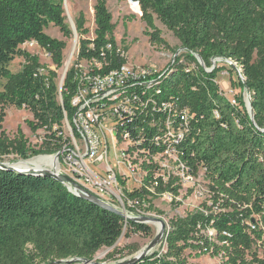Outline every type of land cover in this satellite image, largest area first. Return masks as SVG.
<instances>
[{
    "label": "trees",
    "instance_id": "trees-1",
    "mask_svg": "<svg viewBox=\"0 0 264 264\" xmlns=\"http://www.w3.org/2000/svg\"><path fill=\"white\" fill-rule=\"evenodd\" d=\"M131 1L141 8L150 42L165 43L154 26V13L186 50L187 63L176 58L152 77L153 82L137 80L122 91V96L136 99L127 103L130 115L120 109L117 126L129 131L132 148L148 158L142 163L143 183H157L154 193L140 187L125 189V196L146 199L165 191L178 195L179 185L154 178L159 167L151 159L171 147L189 174L197 176L203 169L219 210L205 206L204 211L170 219L165 252L154 251L129 264H199L188 262L186 249L195 257L220 256L222 264H264L258 254V247L264 246V0ZM63 5L64 0H0V78L5 80L0 90V160L10 154L29 159L59 150L58 144L27 146L19 128L10 139L2 129L6 106L28 110L29 129H42L51 138L53 127L60 129L75 113L71 99L86 82L81 72L73 67L66 71L58 99L56 73L46 71L38 56L20 47L34 40L56 68L61 67L65 41L44 30L52 24L63 37H71ZM93 17V38L86 37L89 31L81 12L74 21L77 59L95 64L88 75H104L119 69L126 58L114 39L115 23L106 0H94ZM15 57L24 62L14 73L8 66ZM214 58L230 59L241 67L244 79L237 78L240 91L234 103L216 81L223 67L213 65ZM242 89L249 94L253 118ZM179 129L182 136L175 143L168 131ZM124 228L127 235L150 233L146 223L124 221L52 177L0 169V264L92 259L101 248H112ZM135 251L127 245L107 258L115 260L118 253L120 259Z\"/></svg>",
    "mask_w": 264,
    "mask_h": 264
},
{
    "label": "rangeland",
    "instance_id": "rangeland-1",
    "mask_svg": "<svg viewBox=\"0 0 264 264\" xmlns=\"http://www.w3.org/2000/svg\"><path fill=\"white\" fill-rule=\"evenodd\" d=\"M93 5L94 0H64V15L65 21L69 28L72 30L70 38H65L60 33L59 29L52 24L45 28V33L59 40L65 41V48L63 50V62L62 66L56 68L53 64L51 57L45 51L38 46H28L25 43L20 47L27 50L31 54L38 56L40 65L44 68L56 73V83L58 88V99H60V90L63 83L65 73L71 67L78 69L81 72L82 78L88 77L90 66L95 65L87 63L85 60H78L77 53L79 47L78 35L75 29L74 21L81 12L85 19V26L88 29L86 37H94V17H93ZM106 5L111 12L112 22L115 23L113 36L119 49L124 52L126 58V67L139 68L148 67L152 68L156 73L160 72L167 67L174 59L178 58L179 62L183 64L187 63L185 54L186 50L181 47L178 39L173 35L172 31L157 18L156 14L152 13L154 26L160 30V37L165 41L164 44H152L149 37L145 35L144 31L147 29L146 23L142 20V11L140 6L136 3L133 4L131 0H106ZM24 62L22 57H15L13 61L9 63V70L11 72H18L21 69V65ZM213 65L223 67L221 71L217 72L216 81L219 84L220 89L230 99L233 100L236 94H239V87L237 86L238 72L234 66L230 64V60L214 58L212 59ZM193 64L191 63L190 66ZM5 80L0 78V90ZM243 100L246 103L249 100V94L246 90L242 89ZM4 121L2 123V129L5 134L10 138H14L19 128L21 133L27 139V146L38 148L40 146H49L50 142L46 143L45 132L42 129L31 131L27 124L28 120H32V114L26 109H16L13 106H6L4 108ZM68 121V120H67ZM65 121L62 126L63 136H68L69 131ZM112 121H106L104 123L105 133L109 140V160L111 165L117 167L116 153L121 158L120 146L115 149L112 140V134L108 132V129L112 127ZM43 155V154H41ZM56 155V152L47 154ZM58 155V154H57ZM38 158V156H32L27 159ZM145 159L141 154L131 156V162L137 164V169L134 170L129 177H125V186L140 187L143 184V180L146 177L145 170L142 168V162ZM23 160L15 154H10L2 158L1 162H16ZM25 160V159H24ZM159 166V170L155 173V177H161L163 182H174L173 184L179 185L178 195L174 196L171 192L165 191L161 194H157L150 198L151 207L145 210V215L155 216L161 218L165 222V232L162 237L156 242L152 248V252H165L164 236L169 229V220L172 218H183L188 214L195 211H204L205 206L210 207L212 211H218L219 206L213 203L212 194L208 188V181L204 177L203 169H199L198 175L193 176L185 171H182L178 163L175 161L173 155L159 156L155 160ZM91 169H98L96 165L89 162ZM48 168L53 167L47 166ZM127 175L128 170L125 167H121ZM150 227L149 235L141 233H130L127 235L126 228L123 229V233L117 239L112 248H101L94 256L93 261L99 264H113L121 259H129L142 250L156 235L158 229L153 223H146ZM129 245L131 249H136L132 254H127L123 258L118 259V253L114 255L117 259H108L107 255L112 253L114 249H121ZM194 251L186 249L184 256L188 262L199 264H222L220 256H214L210 253L203 254L199 257L194 256ZM258 254L264 257V246L258 247ZM65 264V263H63ZM67 264H83L81 261H73ZM91 264V263H86Z\"/></svg>",
    "mask_w": 264,
    "mask_h": 264
},
{
    "label": "built area",
    "instance_id": "built-area-1",
    "mask_svg": "<svg viewBox=\"0 0 264 264\" xmlns=\"http://www.w3.org/2000/svg\"><path fill=\"white\" fill-rule=\"evenodd\" d=\"M131 2L136 4V2ZM25 44L31 47L37 46L34 40H30ZM230 64L237 70L238 77L243 80L241 67L232 60H230ZM157 73L152 68L139 67L137 69L126 67L123 64L119 69L109 71L104 75H88L85 78V84L78 88L71 99V104L76 109L74 115L70 121L64 120V122L67 121L68 136H63V124L60 129H57V126L53 127V130H55L53 138L49 136V132L46 133L43 130L46 143L50 142V146L59 145L56 155H37L38 157L54 156L56 165L53 169L58 175L69 177L89 193L122 211L124 221L128 217L145 215L144 211L149 206L146 199H149L150 196L146 199L137 197L132 199L125 196V189L137 188H130L128 184L125 186L123 179L131 176L132 172L137 169V164L131 162V156L137 155L139 152L137 148H132L135 146V142L130 138L129 131L127 129L120 130L117 126L122 117L120 109L130 115L132 111L127 103L136 99V95H132V97L122 96V91L129 85L128 83L131 84L137 82V80L148 83L153 82L154 78L152 77ZM231 102L234 103V99ZM109 120L113 122L112 127L108 129V132L112 134L113 145L115 149L120 146L121 158L119 159L116 153V168L111 165L109 160L110 144L104 129V123ZM122 125L123 123H121ZM182 132L181 129L176 132L169 130L168 134L177 143L182 136ZM165 155H173L181 170L188 173L179 161L175 149L171 147L163 153L152 156V162L157 164L155 160L159 156ZM144 160L148 161V158L145 157ZM89 162L96 165L98 169H91ZM121 167H125L129 175ZM40 169L47 168L41 167ZM154 178H157L155 174ZM155 185H157L156 182L153 185L143 183L140 187H145L148 191L154 193ZM65 187L70 192L75 191L71 182L65 181ZM249 226L252 229L255 228L254 223H249ZM209 233L211 234L212 231Z\"/></svg>",
    "mask_w": 264,
    "mask_h": 264
},
{
    "label": "water",
    "instance_id": "water-1",
    "mask_svg": "<svg viewBox=\"0 0 264 264\" xmlns=\"http://www.w3.org/2000/svg\"><path fill=\"white\" fill-rule=\"evenodd\" d=\"M198 61L201 65H203V62L201 61V59L199 57H198ZM212 68H213V66L207 70L210 71ZM245 107H246L250 117L253 118V111L251 108L250 98H249L248 102L246 103ZM22 161H27V159H25V160L23 159ZM0 169H7L9 171L29 173V174H35V175H46L48 177H52V178L58 180L63 185H65V181L71 182V184L75 188V191H73L72 193L75 194L76 196L83 198V199L90 200V201L94 202L95 204L99 205L100 207H102L106 210H109L111 212H114L121 217H124L122 211H120L119 209L105 203L101 199H99L96 196H94L93 194L89 193L87 190H85L79 184L73 182L69 177H67L65 175H58L53 170H50V169L22 170V169H18L14 166L9 165L8 163L1 162V161H0ZM127 220H132V221L141 222V223L158 222L160 224V226H159V229H158L155 237L142 250L137 252V254L135 256H133L129 259L123 258V259H121V260H119L113 264H129V263H132V262H135V261H138V260L144 258L146 255L152 253V248L154 247L156 242L162 237L163 233L165 232V222L161 218H157L155 216L141 215V216L131 217V218L128 217ZM73 261H81L83 264H86V263L99 264L97 262H94L93 259H86V258H70V259H66V260H56V261H53L50 263H45V264H63V263L67 264V263H70Z\"/></svg>",
    "mask_w": 264,
    "mask_h": 264
},
{
    "label": "bare ground",
    "instance_id": "bare-ground-1",
    "mask_svg": "<svg viewBox=\"0 0 264 264\" xmlns=\"http://www.w3.org/2000/svg\"><path fill=\"white\" fill-rule=\"evenodd\" d=\"M5 163H8L9 165L22 170H32V169H40L41 167H46L47 169L55 171L54 167L56 165V159L54 156H48V157H38L27 161L19 160L13 163L10 162H5ZM52 164H53L52 169L47 167V166H51ZM153 224H155L157 226V229H159L160 224L158 222H153Z\"/></svg>",
    "mask_w": 264,
    "mask_h": 264
}]
</instances>
